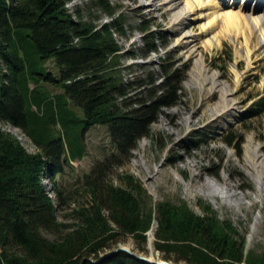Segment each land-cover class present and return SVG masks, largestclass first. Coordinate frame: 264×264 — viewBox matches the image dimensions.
<instances>
[{
	"label": "trees",
	"instance_id": "trees-1",
	"mask_svg": "<svg viewBox=\"0 0 264 264\" xmlns=\"http://www.w3.org/2000/svg\"><path fill=\"white\" fill-rule=\"evenodd\" d=\"M100 4L115 14L105 0ZM66 5L67 0H0V64L5 66L0 67V125L22 129L39 148L38 153L30 154L0 127V264H97L93 260L98 261L100 253L117 243L121 235L147 244L155 220L154 246L167 261L264 264V253L248 249L246 237L238 238L231 223L217 219L212 210L199 216L186 206L164 202L154 205L156 217L153 207L146 213L145 205L148 209L151 206L140 183L127 176L126 187L109 184L101 174L104 165L84 180L90 200L76 208L75 226L57 221L43 179L52 178L53 170L60 172L59 164L67 151L53 124L59 119L64 126L72 144V160L84 156L83 133L93 126L107 125L120 158L142 136L149 135L150 124L164 113L163 108L181 101L182 91L181 71L167 70L163 63L161 84L153 78L125 83L121 68L124 55L113 36V30L125 32L122 18L114 16L111 23L99 27L84 21L79 11L78 20L73 19ZM140 25L145 33L142 55L166 46L163 33L150 31L146 20ZM49 61L54 62L57 73L47 68ZM47 85L62 93L51 96ZM251 109L250 118L262 115L264 97ZM236 139L231 132L225 141L232 145ZM241 143L242 139L237 146ZM189 144L194 149L203 145L197 137ZM53 192L61 201L56 185ZM42 231L54 234L55 239L44 238ZM99 264L147 263L121 252Z\"/></svg>",
	"mask_w": 264,
	"mask_h": 264
},
{
	"label": "rangeland",
	"instance_id": "rangeland-1",
	"mask_svg": "<svg viewBox=\"0 0 264 264\" xmlns=\"http://www.w3.org/2000/svg\"><path fill=\"white\" fill-rule=\"evenodd\" d=\"M163 1L105 0L115 10V14L111 15L102 7L100 0H67V13L73 19L78 20L76 14L79 11L84 21L93 22L99 27L106 22L111 23L114 16L123 12L120 17L125 32H114V37L124 54V82H149L153 78L157 79L156 84H161L160 67L163 63L167 70L181 71V101L163 108L164 113H160L150 124L149 135L142 136L120 158H117L119 150L107 125H96L84 132L83 158L71 160L68 154L64 155L59 164L60 172L53 176L54 185L60 190L61 201L47 186H53V182L48 181L49 176L44 180H47L46 194L54 202L57 221L75 226L76 208L79 204L86 206L90 200L83 186L84 180L97 166L104 165L105 172L101 174L109 184L126 187L127 176H133L140 183L148 206H151L148 209L145 205L146 213L153 207L156 217L154 205L164 202L186 206L199 216L212 210L217 219L231 223L232 232L238 238L246 237L248 249L252 248L258 254L264 253V180L258 175L264 171V113L249 117L252 104L264 97V37L261 31H256L255 45L251 47L256 51L254 53L246 45L244 37L237 40L236 33L232 36L221 33L222 26L213 29L206 27L209 30L206 32L203 26L210 16L207 13L201 15L197 10L190 12L183 24L175 25L176 16L183 9H188L187 0H182L181 7L172 11H167V7L162 5ZM214 2L226 9L230 7L229 2L236 8L254 3L253 0ZM140 20H146L149 29L163 33L166 46L161 47V54L151 52L142 55ZM217 37L222 42L216 47H209V40L215 43ZM0 67L3 69L5 66L0 64ZM47 68L57 73L53 61L48 62ZM2 84L3 73L0 72V89ZM46 89L51 96L62 93L61 89L52 85H47ZM136 90L139 92L140 88L136 86ZM227 104H231L230 108L216 113V106ZM73 108L83 115L81 109ZM0 127L15 137L30 154L39 152L22 129L4 124ZM52 127L69 152L72 144L59 119ZM231 132L237 138L232 145L225 141ZM195 137L203 144L199 149L190 147V139ZM207 183L218 188L215 196ZM105 214L109 216L107 212ZM156 231L151 245L150 231L147 244L137 242L132 236L121 235L117 243L100 253V258L127 246L141 255L166 260L164 254L154 246ZM42 236L48 240L55 239V235L47 231H42Z\"/></svg>",
	"mask_w": 264,
	"mask_h": 264
},
{
	"label": "bare ground",
	"instance_id": "bare-ground-1",
	"mask_svg": "<svg viewBox=\"0 0 264 264\" xmlns=\"http://www.w3.org/2000/svg\"><path fill=\"white\" fill-rule=\"evenodd\" d=\"M153 1H155V0H152V2ZM233 1L236 2V0H233ZM245 1H247V0H245ZM152 2L149 3L150 6H151ZM181 2H182V0H164L162 5H165L167 7V11H172L174 9L178 10L181 7L180 6ZM186 2L189 5L188 9L187 10L183 9L182 13L178 14L176 16L175 23H174L175 25H177V23L183 24V20L186 19L187 15L190 12H193L195 10L200 11L201 15L204 13H207V14H209L208 17L210 16V19H209L208 23L203 26V28L206 29V32L209 31L206 27L213 29L215 27H221L222 26L221 27V29H222L221 33H223L225 35H231V36L234 35L233 33H236L237 40H239V38H241V37H244L246 45L248 47H250V50H252L254 53L256 52L255 50H253V48H254L253 45H255V44H253L254 43V35L256 34V31H261V34L264 37V7H262L264 0H260L259 5L256 7L252 6V5H243L240 8H236L234 5H232L229 2V3H227L230 6L228 9H226L227 7L222 6L220 3L214 2V0H187ZM255 38H256V36H255ZM220 41L221 40L217 37L215 40V43H213L212 41L209 40V43H207V44L209 47H216ZM263 45H264V40H263ZM251 47H253V48H251ZM254 53H252V55ZM213 82H215V81H213ZM224 101L228 102V100H226V99ZM230 105L227 104L225 106H221V105L216 106V109L218 108L216 113L219 114V113L223 112L224 110L230 108ZM248 157L250 160L252 159L250 156H248ZM258 175H259L261 180H264V171H261L260 173H258ZM53 178L54 177L52 175V178L48 179V177H45L43 179V182H45L44 185H45L46 191L48 190L47 186H49V189H51L53 192V189H54ZM45 179H48V181H50V182L52 181L53 186H52V184L51 185L47 184V186H46L47 180L44 181ZM207 185L209 186L210 189L213 190V195L215 196L216 190H218V188L216 186H214V187L211 186L210 183H207ZM154 231L150 232L151 238H153V236H154ZM119 253H121V252H119ZM138 254H140V253H138Z\"/></svg>",
	"mask_w": 264,
	"mask_h": 264
},
{
	"label": "water",
	"instance_id": "water-1",
	"mask_svg": "<svg viewBox=\"0 0 264 264\" xmlns=\"http://www.w3.org/2000/svg\"><path fill=\"white\" fill-rule=\"evenodd\" d=\"M157 227H158V222L156 221L154 223V225L152 226L150 232L154 231V230L156 231ZM150 232H149V234H150ZM150 238H151V234H150ZM149 241H150V245H151L152 238L149 239ZM119 252H126V253L130 254L131 256H133V257H135V258H137V259H139V260H141L147 264H177L174 262H168L166 260H156V259L151 258V257L140 255L136 251L132 250L131 248H129L127 246H122V247H119L113 251H110L107 254H105L104 256H102L98 261H93V262L99 264V263L103 262L104 260H106L112 256H115Z\"/></svg>",
	"mask_w": 264,
	"mask_h": 264
}]
</instances>
